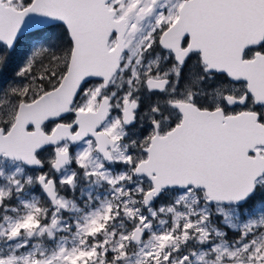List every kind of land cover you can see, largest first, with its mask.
<instances>
[{"label":"snow or ice","instance_id":"snow-or-ice-1","mask_svg":"<svg viewBox=\"0 0 264 264\" xmlns=\"http://www.w3.org/2000/svg\"><path fill=\"white\" fill-rule=\"evenodd\" d=\"M0 264H264V0H0Z\"/></svg>","mask_w":264,"mask_h":264},{"label":"trees","instance_id":"trees-1","mask_svg":"<svg viewBox=\"0 0 264 264\" xmlns=\"http://www.w3.org/2000/svg\"><path fill=\"white\" fill-rule=\"evenodd\" d=\"M30 51L31 47L28 43L27 37L24 36L19 39L16 45L15 52L10 54V69L6 78H11V76L14 75V72L23 63L24 59Z\"/></svg>","mask_w":264,"mask_h":264},{"label":"water","instance_id":"water-1","mask_svg":"<svg viewBox=\"0 0 264 264\" xmlns=\"http://www.w3.org/2000/svg\"><path fill=\"white\" fill-rule=\"evenodd\" d=\"M22 37H24V36H21L20 38H22ZM20 38H18V40H19ZM17 42H18V41H17Z\"/></svg>","mask_w":264,"mask_h":264},{"label":"flooded vegetation","instance_id":"flooded-vegetation-1","mask_svg":"<svg viewBox=\"0 0 264 264\" xmlns=\"http://www.w3.org/2000/svg\"><path fill=\"white\" fill-rule=\"evenodd\" d=\"M21 39V38H20Z\"/></svg>","mask_w":264,"mask_h":264}]
</instances>
